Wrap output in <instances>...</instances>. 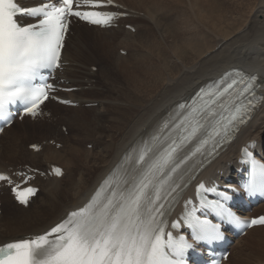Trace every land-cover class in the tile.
I'll return each instance as SVG.
<instances>
[{
    "label": "snow or ice",
    "instance_id": "snow-or-ice-1",
    "mask_svg": "<svg viewBox=\"0 0 264 264\" xmlns=\"http://www.w3.org/2000/svg\"><path fill=\"white\" fill-rule=\"evenodd\" d=\"M85 6L114 7L113 0H40L34 6L0 0V121L11 122V106L17 104L36 116L55 91L46 81L34 82L43 80L42 69L60 66L70 17L106 26L117 16L111 11L79 10ZM24 18L35 22L24 24ZM256 81L255 76L233 70L201 89L191 104H179L175 119L165 121L126 155L87 204L44 234L0 246V264H185L195 245L185 235L174 236L169 228L186 225L197 244H207L223 238L221 224L209 214L232 225H264V216L242 221L223 203L230 198L227 193L203 182L196 187L198 203L186 199L181 218L170 222L179 203L177 194L187 186L183 176L188 162L202 152L216 153L264 102ZM244 154L252 156L247 147ZM54 171L61 174L58 168ZM0 180L11 182L2 174ZM244 187L250 194L264 192V163L252 159L251 180ZM13 191L27 204L36 190H19L17 185ZM205 193H216L220 199H208Z\"/></svg>",
    "mask_w": 264,
    "mask_h": 264
},
{
    "label": "bare ground",
    "instance_id": "bare-ground-1",
    "mask_svg": "<svg viewBox=\"0 0 264 264\" xmlns=\"http://www.w3.org/2000/svg\"><path fill=\"white\" fill-rule=\"evenodd\" d=\"M113 1L117 5L113 11L117 14H125L128 21L120 19L116 29L104 30L72 21L67 36L74 32V37L72 41L71 38H67L62 50V62L66 63L65 57L67 51H70L68 57L72 63L56 73V84L66 89L74 88H67L69 83L64 80V71L71 72L74 84L75 80L79 79L74 87L89 85V89L95 86L98 88L99 85H93L91 81L99 79L100 82V77L104 79L101 80L103 83L113 81L112 93L115 97L103 107L106 108L103 118L106 121L104 124H100L99 121L95 123V128H100L104 136L98 138L93 136L89 123L84 118L74 115L83 108L75 109L71 117L64 118L70 124V129L76 132L74 144H80V139L84 138L87 142L93 141L92 143L99 145L101 149L96 154L90 155L84 152L85 150L79 153L78 148H72L68 150L67 158L62 157L63 160L61 154H53L64 153L67 151L65 143L71 142L70 133L67 137H63L57 132V125L65 121L56 109H73L51 105L50 101H46L42 107L50 104L56 108L50 111L47 118L38 122L39 125L43 122L47 127L42 129L36 127L29 133L33 135L40 133L45 137L49 135L50 140L53 141L58 139L63 143V149L55 150L45 146L37 151L30 150L26 154L35 160L41 158L48 162L62 160L70 175L75 171L81 172L78 179L68 178L70 185L66 189L59 186V182L67 176L66 168L62 169L63 174L60 178L51 175L43 180L37 178L34 186L40 190L31 202L41 192L42 184H53L51 188H43L45 200L41 201L42 205L39 204L40 209H37L41 211L40 217H37L40 220L31 227L19 228L14 226L16 222L13 218H7L2 226L4 231H0V246L28 236L40 235L59 223L69 212L83 207L103 181L122 164L124 157L153 135V131L160 126L174 105L188 100L200 86L219 78L225 71L239 67L246 72L256 73L264 97V0H238V2L223 0L228 2L225 3V10L222 3H215L216 0ZM23 23L27 24L29 21L23 19ZM126 23L128 27L134 29V33L125 29ZM102 32L104 33L100 37ZM134 34H136L134 37L129 38ZM88 37L93 42L88 43L86 41ZM99 38L101 41L98 40ZM106 42L108 47L104 44ZM116 47L114 61L119 63L125 59L119 64V68H123L119 77L114 73L116 64L113 69L101 67L104 54H111L113 59L112 55ZM120 50L125 51V57L118 54ZM127 50L130 51L128 56ZM134 51H137L141 58L135 65H129ZM87 60L91 64H87V71H83L81 65ZM95 62L101 63L97 74L92 73L89 67L95 66L93 64ZM75 64L80 66L73 67ZM82 89L79 88L78 93L62 94V97L81 107L83 101L73 98L83 99L84 97L76 95L86 93ZM94 99L92 98V102L97 101L96 98ZM36 121V118H24L23 123L18 124L17 127L28 133L26 128H33ZM15 123L16 121L0 135V140L12 136L1 150L0 172H7L8 167L11 166L7 162L18 158L20 153L18 146L22 135L21 132H18L19 135H12L19 131L14 129ZM58 140L57 142L60 143ZM250 144L255 145L254 150L257 152L264 151V102L260 103L251 119L240 128L226 149L200 173L198 179L223 183L222 179L225 176L235 178L236 173L232 171L240 168L236 161L238 152L241 147ZM45 151L51 154L39 156ZM82 156L90 157L91 161L84 162ZM50 170L51 166L48 168L49 172ZM188 192H191L190 188ZM0 203L2 207L7 206V198L0 199ZM29 207L30 204L27 209ZM261 207L263 211L260 210ZM18 208L22 209L21 206ZM255 212L258 214L251 216L263 215L264 204L258 205ZM234 244L231 247L232 255L229 254L223 264H264V226L251 229L243 238L235 240Z\"/></svg>",
    "mask_w": 264,
    "mask_h": 264
},
{
    "label": "rangeland",
    "instance_id": "rangeland-1",
    "mask_svg": "<svg viewBox=\"0 0 264 264\" xmlns=\"http://www.w3.org/2000/svg\"><path fill=\"white\" fill-rule=\"evenodd\" d=\"M218 2H220V3H222L223 5H224V10H225V3H228V2H226V1H223V0H216L215 1V3H218ZM234 2H238V0H234ZM200 8L203 10V8L200 6ZM126 20H127V18H125ZM124 19V20H125ZM261 20V19H260ZM128 21V20H127ZM119 25H120V23H119ZM128 24L126 23V24H124V27L125 26H127ZM121 26V25H120ZM119 26V27H120ZM117 27H112L111 29H116ZM126 29V28H125ZM129 31H131V30H129ZM103 33L104 32H102L101 34H100V37H102V35H103ZM131 33H134V31H131ZM123 35V34H122ZM136 34H134V35H132L131 37H129V38H132V37H134ZM74 37V32H71V34H69V36H68V38H71V41H72V38ZM89 38V37H88ZM88 38H86V41H88V43H91V42H93V40H91L90 38L88 39ZM98 40H100L101 41V39L99 38ZM70 41V40H69ZM217 43V42H216ZM107 47H108V43L106 42V43H104ZM111 49V48H110ZM116 51H117V47H116V49H114V51H113V59H112V57H111V54H104V56L102 57V59H103V61H101V60H98V61H101V67H104V68H111V69H113V66H114V64H116L117 66V68L115 69V74H117L118 75V77L120 76L119 74L123 71V68L122 69H120L119 68V64L120 63H122V62H124V60L125 59H123L122 61H120L119 63H116L115 61H114V56L116 55ZM68 53H67V57H65L66 58V63H65V66H67L68 64H70V63H72L71 61H70V58L68 57V55H70L71 53H70V51H67ZM127 52H128V54H127V56L130 54V51L129 50H127ZM118 54L121 56V57H125V51H119L118 52ZM133 57L131 58V61H130V63H129V65L131 64V65H135L136 63H138V61L140 60V58H141V56L139 55V53L137 52V51H134L133 53ZM90 60V59H89ZM112 60V61H111ZM97 61V60H96ZM86 62V63H85ZM85 62H83V64L81 65V68L82 69H84L83 71H87V64H91V63H88V60L87 61H85ZM85 63V64H84ZM99 62H95V63H93L95 66H89L90 67V71L92 72V73H94V74H97L98 73V70H99V68H100V64H98ZM128 65V66H129ZM64 66V67H65ZM80 65H78V64H75L73 67H76V68H78ZM84 66V67H83ZM63 67V68H64ZM130 67V66H129ZM72 68V67H71ZM63 75L65 76L64 77V80L67 82V83H69V85L67 86V88H74V90L73 91H70V92H68V93H78V92H80V90H79V88H83L82 90L84 91V92H86V93H83V94H81V93H79V94H76L77 96H80V97H84L83 99H77V98H73V97H71V98H73V99H75V100H81V101H83V105L81 106V107H79V105H77V106H75V107H67V106H61V105H58V104H56L55 102H52V101H50V103H51V105H55V106H60V107H67V108H71V109H73V110H61V109H56L54 106L52 107V106H50V104L49 105H47V106H45V107H43V112H42V115L37 119V121L35 122V124H33L34 126H33V128L32 127H30V128H26V130H28L27 132L28 133H24V131L23 130H20L18 127H17V125L18 124H22L23 122L22 121H16V123H15V126H14V129H19V131H17V132H15V133H13L12 135H16V134H18V132H21L20 134L22 135V136H20L21 138H20V142L21 143H19V149H20V153H19V156H18V158H16V159H14V160H12L11 162H7V164H9V165H11L10 167H8L9 169L10 168H13V167H17V166H20V167H23V166H30V167H33L34 169H39V170H42V171H47L48 170V168L50 167V166H52V165H56V166H59V167H61L63 170H65V168L66 167H64V165H63V159L66 157L67 158V156H66V154H67V152H68V150H70V149H77L78 148V150H80L79 151V153H81V152H83L84 150V152H88V153H90V155L91 154H96V152H98L100 149H101V147L99 146V145H94V143H92L93 141H86V139H80L81 140V142H80V144H78V145H76V144H74V140L73 139H75V131L74 130H72V129H70L71 127H70V124L66 121V120H64V118L65 119H67V118H69V117H71V115L72 114H74V112L73 111H75V109L76 110H78L79 108H83V109H81V110H79L78 112H75V114L74 115H76V117H79V118H84L88 123H89V125H90V131H91V134L93 135V136H95L96 138H98V137H101V136H104V134H102L103 132H102V130H100V128H95V123L97 122V121H99V123L100 124H104V121H106V119L105 120H103V118H104V115L106 114L105 113V109L106 108H103L107 103H109L110 101V99H113L114 97H115V94H113L112 93V85L114 84L113 83V81H109V82H105V83H103L102 81L104 80H102V77H100V82H98L99 81V79H98V81L97 80H95V79H92V81H91V84H93V85H99V87L98 88H96L97 86H95V88H92V89H89V85H85V86H81V87H74L76 84H77V82H79V79H77V80H75V84H74V81H73V79H72V77H71V72H68V71H64L63 72ZM117 75H116V78H117ZM102 80V81H101ZM83 84V83H82ZM101 87H103L102 88V90H100L101 89ZM68 93H66V94H68ZM87 94V95H86ZM65 95V94H64ZM63 95V96H64ZM73 95V94H72ZM75 95V96H76ZM110 95V96H109ZM69 98V97H68ZM92 98H93V100H95L94 98H96L97 99V101H93L92 102ZM85 99V100H84ZM100 101V102H99ZM99 103H100V105H101V107H100V105H99ZM90 105L91 104V106H85V105ZM53 109H56V111H57V113L59 114V116L61 115V117H63V120L65 121V122H61V123H59L58 125H57V127H56V129H57V132L59 133V134H61V136H63V137H67L68 136V134L70 133V137H71V142H67V143H65V147L67 148V151H65L64 153H59V152H54L53 154H61V158L64 156V158H62V160H60L59 162L58 161H50V162H48V161H45V160H43L42 158L41 159H38V160H35L33 157H29L27 154H26V152H28V151H30V149H29V146L27 145V144H29V143H35V144H38V146L39 147H45V146H48V147H50V148H53V149H55V150H61V149H63L62 147H63V143L61 142V141H59L58 139H55V141H53V140H50V136L48 135L47 137H45V135H42V134H38V135H33L32 133H29V132H31L33 129H35L36 127L37 128H40V129H42V128H46L47 127V125L46 124H44L43 122H41V124L39 125V121L40 120H43L44 118H47L48 116H49V114H50V111H54ZM94 111H93V110ZM37 123V124H36ZM27 125H25V127H26ZM71 130V131H70ZM101 131V132H100ZM74 132V133H73ZM19 135V134H18ZM12 136L11 135H9L8 137H4L3 139H1L0 140V154H1V150H2V148L5 146V145H7V143H8V141H9V139L11 138ZM79 137H82V135H79ZM57 140L60 142V143H58L57 142ZM5 144V145H4ZM74 146V147H73ZM93 146V147H92ZM92 148H93V152H92ZM87 150V151H86ZM45 154H51L50 152H47V151H45L44 153H42L41 155H39V156H41V157H43ZM83 158H82V160L84 161V162H90L91 161V158L90 157H85V156H82ZM57 162H58V164H57ZM49 163H52L51 165H49ZM0 164H2V163H0ZM7 168V169H8ZM68 168H70V167H68ZM66 172H67V176H66V178L65 179H63L62 181H60L59 182V186L61 187V188H64V189H66V188H68L69 187V185L70 184H68L69 183V179L68 178H70L71 177V180L72 179H78V177H79V175H80V172L81 171H75V173H73L72 175H70V172L68 171V169L66 168ZM41 178H43V177H38V179H41ZM44 179V178H43ZM42 179V180H43ZM35 183V182H34ZM53 186V184L52 185H49V184H42V187H41V192L37 195V197L33 200V202H31L30 203V207L27 209V208H22V209H20V208H18V206H16L15 205V203L13 202V200H12V198H11V196L9 195V193H8V190L6 189V188H2L1 190H0V199H3V198H7V206H0V217L2 218L1 220H0V231H4V228L2 227L3 226V224H4V220H6L7 218H13V221H15L16 223H15V227H19V228H22V227H31V225H34L35 223H37L39 220H38V218L40 217V215H39V212H41V211H37V209L39 210L40 209V206L42 205V203H41V201L42 202H44V200H45V195L43 194V192L42 191H44V189L46 188V189H48V188H51ZM44 188V189H43ZM39 189V188H38ZM40 190V189H39ZM43 199V200H42ZM40 201V202H39ZM39 204H41L40 206H39ZM39 206V207H38ZM260 210H262L263 211V207H261L260 208ZM256 214H258V213H256L255 211H254V213H253V215H256ZM261 214H263V213H261ZM38 215V216H37ZM23 216V217H22ZM32 216V217H31ZM35 216V217H34ZM32 219H31V218ZM38 217V218H37ZM26 218V219H25ZM17 221H16V220ZM28 220V221H27ZM38 220V221H37ZM20 221V223H18ZM28 222V223H27ZM31 222V223H30ZM20 224V225H19ZM258 231V230H257ZM256 232V231H255ZM255 235H257V233H255ZM244 237V236H243ZM242 237V238H243ZM250 237H252V236H250ZM246 241H247V239H246ZM242 245V244H241ZM233 246V245H232ZM231 246V247H232ZM234 246H235V244H234ZM240 247V246H239ZM230 250H229V252H230V254L232 255V251H231V248H229Z\"/></svg>",
    "mask_w": 264,
    "mask_h": 264
}]
</instances>
